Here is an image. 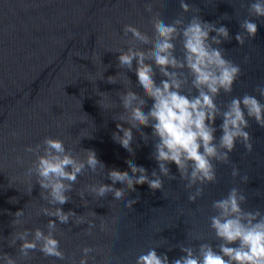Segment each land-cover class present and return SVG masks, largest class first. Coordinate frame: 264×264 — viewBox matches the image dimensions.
Listing matches in <instances>:
<instances>
[{"label": "water", "instance_id": "95a60500", "mask_svg": "<svg viewBox=\"0 0 264 264\" xmlns=\"http://www.w3.org/2000/svg\"><path fill=\"white\" fill-rule=\"evenodd\" d=\"M185 2L190 6L187 13L180 11L178 0H0V252L17 258V264H135L136 257L152 247L171 262L182 255L180 245L195 248L207 242L215 247L219 242L208 226V218L214 214L210 205L233 186L245 196L243 209L264 213V128L248 119L251 151L235 142L228 164L214 162L216 180L202 186V195L195 201L188 202L191 190L185 189L175 165L169 163V173L175 179L161 177L160 190L134 185L135 190L119 203L111 196L101 201L85 193V205L78 196L80 191L102 184L112 187L99 171L94 176L86 173L73 184L69 202L59 206L80 216V223L70 218L68 224H57L53 232L63 259L36 250L20 256L16 251L19 241L8 245L12 232L37 227L46 231L47 220L55 221L40 213L41 207L48 205L40 198L35 176L25 174L35 159L24 151L26 146L51 137L62 140L66 149L81 157V150H92L105 175L113 171L128 174L129 163L143 166L149 176L157 168L151 155L150 127L140 129L147 140L133 133L134 157L112 140L117 128L131 130L130 124L119 120L124 115L122 96L132 93L144 99L145 112L152 103L138 91L135 75L119 67V52L128 51L133 43L125 39L124 25H131L150 41L156 15L164 22L176 17L187 22L196 14L202 21L225 26L229 38L219 47L225 58L239 64L240 74L232 91L220 93L216 104L222 109L231 97L244 93L260 99L254 89L264 84V17H248L250 0ZM245 17L255 21L256 33L250 39L245 36L244 44L238 45L233 37L241 31L239 21ZM137 51L147 54L150 49ZM176 54L180 55L178 43ZM108 77L115 83L109 84ZM154 79L159 83L161 77L157 74ZM98 93L107 96L111 107L98 105ZM220 123L219 118L213 121L217 138ZM232 165L238 170L235 178L230 176ZM242 175L247 176L244 182ZM115 190L125 191L120 186ZM127 200L135 203L125 207ZM17 210H23L21 222L12 225ZM89 223L96 226L91 234ZM86 248L93 249L95 255L83 259L81 253Z\"/></svg>", "mask_w": 264, "mask_h": 264}, {"label": "clouds", "instance_id": "9594fccd", "mask_svg": "<svg viewBox=\"0 0 264 264\" xmlns=\"http://www.w3.org/2000/svg\"><path fill=\"white\" fill-rule=\"evenodd\" d=\"M178 2L182 13L189 12L190 6L185 0ZM247 11L250 14L248 17H264V0H250ZM147 14L151 16L152 9ZM248 17L239 21L241 31L233 37L238 45L244 44L245 36L250 39L256 33V23ZM152 29L153 39L150 41L131 25H124V37L130 38L133 43L128 51L119 52V67L122 72L135 75L138 91L152 103L145 112L144 99L132 93L122 96L124 115L119 120L130 124L131 130L117 128L112 140L129 157H134L133 133L147 140L148 137L140 129L150 127L153 139L151 155L157 168L149 176L143 166L129 163L128 174L113 171L105 175L103 164L92 150H81L84 153L81 157L66 149L62 140L51 137H44L34 146H26L24 151L32 153L35 159L25 169V174L35 176L40 198L48 205L41 207L40 213L54 217L55 221L47 220L46 231L37 227L12 232L8 245L14 246L19 241L16 251L20 256H28L31 250H36L44 256L64 258L53 232L57 224H68L70 218L80 223V216L71 209L65 212L59 207L69 202L68 193L72 192L79 176L86 173L94 176L99 171L112 185L105 187L102 184L80 191L78 196L82 204L87 203L83 199L85 193L101 201L111 196L119 203L125 200L129 191L135 190L134 185L146 184L155 191L162 188L161 177L175 179L167 167L171 163L175 165L180 181L185 182V189L191 190L187 194L191 203L202 195V186L215 182L214 162L228 164V154L235 142H240L245 151H251L246 128L248 119H253L264 128V103H261L264 100V84L254 89V93L259 94V100L254 94L244 93L231 97L222 109L216 104L220 93L232 91V85L240 74L239 64L225 58L223 49L219 47L222 41L229 38L227 28L202 21L193 14L187 22L183 17L164 22L160 15H156ZM177 43L180 55L176 54ZM137 48L150 51L143 54ZM157 74L161 77L159 83L154 79ZM107 82L113 84L115 80L108 77ZM98 95L100 99L97 103L101 108L111 107L106 103L105 94ZM216 118L221 120L218 138L214 137L216 128L213 121ZM116 119L113 117L114 121ZM237 174V168L232 165L230 176L235 178ZM240 180L246 181L247 176L242 175ZM116 186L125 191H116ZM31 189L32 185H29L27 192L30 193ZM244 201V194L233 186L226 195L211 202L214 214L209 216L208 226L219 242L215 247L207 242H201L195 248L180 245L182 255L171 262L166 254H157L156 248L152 247L139 254L135 264H264V213L243 209L241 205ZM133 203L135 200H127L124 206L130 208ZM22 215L23 210L15 211L11 224H19ZM95 227L92 223L88 224L89 234ZM81 255L87 259L95 252L86 248ZM0 264H17V258L0 252Z\"/></svg>", "mask_w": 264, "mask_h": 264}]
</instances>
